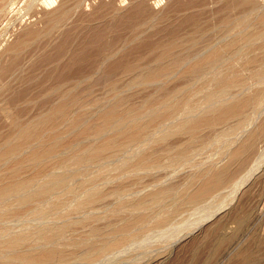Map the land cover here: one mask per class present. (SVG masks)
Listing matches in <instances>:
<instances>
[{"label":"bare ground","instance_id":"bare-ground-1","mask_svg":"<svg viewBox=\"0 0 264 264\" xmlns=\"http://www.w3.org/2000/svg\"><path fill=\"white\" fill-rule=\"evenodd\" d=\"M87 1L30 0L25 17L33 28L22 31L0 54V97L13 94L7 100L9 111L0 106V264H126L121 260L127 251L146 253L143 246L172 231L170 223L179 210L203 204L225 187L231 188L226 198L235 195L264 162L262 151L235 181L234 165L242 170L247 157L253 156L255 142L264 137V119L256 130L248 131L256 118L253 114L264 113V8L246 0L225 5L239 12L220 19L214 44L189 36L151 43L145 36L159 21L145 2L143 6L141 0ZM16 2L0 0V12L8 14ZM93 5L110 10L103 17L91 13L93 21L110 29L122 26L116 23L119 19H127L122 28L130 35L126 32L129 36L119 39L125 48L114 50L117 38L107 45L100 42L104 46H96L97 55L87 58L92 69L86 76L81 67L74 68L75 56L68 61L72 64L61 65L69 53L65 49L69 38L62 37L55 56H47L56 64L51 77L45 78L53 81L50 96L39 99L42 103L30 101L24 88L29 83L15 76L77 10L91 11ZM128 5L130 12L121 17ZM98 74L102 78L94 83ZM98 86L101 98L93 96ZM133 90L148 94L131 103L127 94ZM32 108H38L34 116ZM218 143L227 165L204 160L189 164L208 145ZM186 165L195 171L182 190L167 187L137 194L142 177ZM63 204L68 210L57 212ZM213 204L203 209L211 212ZM26 215L33 216V224L25 222L18 230L10 223ZM245 250L238 253L241 264H257L258 256L254 259Z\"/></svg>","mask_w":264,"mask_h":264},{"label":"rangeland","instance_id":"rangeland-1","mask_svg":"<svg viewBox=\"0 0 264 264\" xmlns=\"http://www.w3.org/2000/svg\"><path fill=\"white\" fill-rule=\"evenodd\" d=\"M29 1L30 0H17L15 8L11 12H9L8 14L7 13L4 14V13L0 12V54L7 47L13 45L15 40H17V38H19V36L22 34V31H24L26 29L33 28V26H32L33 22H30L31 20L27 21V19H26L27 16L25 17V9H26ZM89 1L91 2L92 0H88L87 2H89ZM132 1H134V2H132L133 4H138L140 2V0H138V1L132 0ZM154 1H156V0H141V2H142L141 4L144 6L143 2H145V5L147 7L149 6L150 10L152 9L153 13L152 12L151 13L153 15L157 16L158 19L155 21L156 22L159 21V23L155 22L156 23L155 31L154 30H153V32L151 30L148 31V32H150V31L152 32V34L149 33L152 35V37H151V35L148 36V33L145 36V37H148L149 41L151 39V43H158L159 41L163 42V40H164V42H166V40H168L171 37L176 38V39H181L184 37V39H185V38H187V36H189V37L195 38L196 40H201L202 43H204L206 41H210V42L212 41V43L214 44V43H216L217 39H219L218 37L220 36V33H219L220 30H218L220 19L227 16V15L228 16L230 15V17H233V16H235V14H237L239 12L237 10L231 11L232 10L231 8H225V5H227V4L229 5V3H231L234 0H198V1L197 0H195V1H191V0H162L160 2L161 4L159 3L158 6L153 5ZM220 1H222V2H220ZM247 1H248V3L250 2L249 3L250 5L253 2L252 5H257V7L259 6V8H262V9L264 8V0H246V2ZM176 2L177 3L179 2V5L176 4ZM193 2H195L194 3L195 5L192 4ZM255 3H257V4H255ZM192 5H193V7H192ZM97 7L98 6L93 5L91 11H86V12L83 11V9L77 10L75 15H73V18H71L72 20H70L68 25H66L64 27L65 29L63 28V30H61L58 34H56L52 38L53 40L52 39L49 40L50 42L48 40L45 41V44L42 45L43 48L45 49V51L42 48L40 49V51H38V52L36 51L33 54V58L30 59L26 63V65L24 66L25 67L24 71L21 72V74H18L15 76L14 79H16V80L22 79L24 81V83H26V84L29 83V84H27V87H24V88L25 89L27 88L26 89L27 91L29 90L28 91V94H29L28 99L32 98L30 101H32L34 103L35 102L36 103H42L43 101H41L39 99L44 97L45 94L48 95L49 90L52 88L53 81H49L45 78L51 77L52 73L54 72L53 69L56 68V64L53 61H51L50 58L55 56L54 53H56V51H55L56 47L59 46L63 42L62 37L65 36L66 39L69 38L68 39L69 41L67 40L68 44L65 46V49H67L66 53H68V50H69V53L67 54L68 56L64 59V62H62L61 65L66 66L67 64H69V65L72 64V63H69L70 60L72 58L76 57L75 61L76 60L77 61L79 60V61L75 62L76 65L74 68L76 69V68L81 67L80 69H82V72L87 74L86 76H88L89 75L88 72H91V69H92V68L90 69L91 65H90L88 59L95 57L94 55H97V53H96L97 49H98L96 47L97 45H98V47H101V46L107 45V43H105L107 41L109 44L110 43L109 41L112 40L113 38H117L119 40L120 37H122L123 39H125L126 37H128L130 35V33H128V31L125 28H122L124 26V24L126 23L127 19L124 20L121 18V21L119 19V21L116 22L118 24V26H119V22L122 24V26L120 25L119 28L117 27L118 28L117 29V28H115L116 27V24H115V26H113L114 27L113 29L114 30L116 29L115 32L112 28L110 29V27L105 26L103 23L98 24L95 21H93L92 20L93 18L91 17L92 16L91 13L93 10H94L93 14H94V12L98 13V15H100L101 17L106 15V13L108 14V12H110V10H108L106 8H104V10H103V9H101V8L99 9ZM123 9H124L123 15L121 17H125V15L128 14V11L130 12L131 6L128 5V6L124 7ZM96 10H97V12H96ZM236 11H237V13H236ZM99 12H101V13H99ZM1 13L4 14V16L1 15ZM166 15H167V18H165ZM20 17H21V19H19ZM22 18L24 20H22ZM188 18L195 19L197 24L196 25L191 24L190 22H188V20H190ZM21 21H23L25 23L22 22L23 23V25H22V24H20ZM122 21L123 22L125 21V23H123ZM183 23H184V25H183ZM198 23H200V24H198ZM94 28H96L98 31ZM68 29H70V30L68 31ZM102 29H103V31H101ZM91 30L93 31V33ZM95 30L98 32V34H96L97 32H95ZM106 30H108L109 32ZM157 30H158V32H157ZM154 32H155V35H153ZM92 34H94L93 36H95V34H96L99 41L97 38H95L96 36L93 37ZM99 34L101 36L98 37ZM58 35H60L61 37H59ZM86 38L88 41L86 40ZM88 38L89 39L91 38V40H89ZM92 38H94V39H92ZM66 39H65V42H66ZM123 39L114 42V50L115 49L122 50L125 48V45H122V44H124ZM102 40H104V41H102ZM89 41L90 42L94 41V42H93V44H92V42L90 44ZM100 42H102L104 45H102ZM46 44H47V46H46ZM134 47H135V45H134ZM134 47H132L131 49L130 48L128 49V47H126L127 48L126 50L127 51L132 50ZM48 48H49V50H48ZM144 52H146V49L143 51V53ZM84 55L86 58L84 57ZM47 56H50V58H48ZM73 56H75V57H73ZM133 56H134V54H133ZM81 57L85 60L87 58L88 59H87V61H83V59ZM131 58L132 57L130 56L128 59L131 60ZM43 59H45V60L49 59V61L48 60L44 61ZM80 60H81V62H80ZM44 63H45V66H44ZM74 68H72V71ZM66 70H65V72H66ZM46 73H48V74H46ZM22 74L24 77H22ZM45 75H46V77H45ZM100 75L101 74L95 75L96 77L94 75L92 76V79H93V77H95L93 79V81H95L94 83H96L97 81H100V79L102 78ZM38 78L40 80L43 78V79H45V82L47 81L48 83L46 82L47 83L46 84L42 80L40 82L38 80ZM42 89H43V92H41ZM136 91L137 90H133L132 92H129L127 94L128 96L126 95L127 97L130 98V100L132 99L131 103H137V102L141 101V99H143L148 94L147 91H141V92L140 91L136 92ZM40 92L42 94L44 93V95L42 96V94ZM93 92H94L93 96H97V98L103 97V93H102L100 86L95 87ZM10 95H11V97L13 96V94H11V93H10ZM38 95L41 97H39ZM48 96H50V95H48ZM3 97L6 99L3 100L0 97V106L2 105L1 109L5 110V111H7V109H8V111H9L10 108H12L9 106V102H8L11 97H9L8 93L3 95L2 98ZM45 99H47V98H45ZM48 99L53 100L54 98L51 99V97H49ZM6 102H8V103L6 104ZM35 106L38 107V104ZM4 107L7 109H5ZM37 109L32 108L31 116H34L36 113H38ZM253 115H254L253 117H256V118H255V121H253L254 123H252V125L249 126L250 129L248 128V131H250V130L253 131L254 130L253 128H255L256 126L258 127L260 125L259 123H261L262 120L264 119V113L263 112L256 114V115L253 114ZM255 130H256V128H255ZM259 138H260V140H259ZM259 138L257 139V142H255L257 145L255 144V150L252 153L253 156L250 154V156L247 157L248 160L245 157V159H246V160L244 159L246 161V163L244 162L245 166H243V168L241 166V168H240L242 170L238 171V169H239L238 164L234 165V167L236 168V171H235V168L232 166L233 171H235L234 172L235 173L234 176L236 178L235 181H238L237 179H239V177H242L246 173V170H248L251 166L254 165L253 162L257 158L258 154H261L262 151L264 152V137H259ZM260 150H261V152H260ZM221 153H222V149L220 148V143H218L217 145H213V146L208 145L204 150L199 152L200 156L194 157L191 160V162H189V164L191 165V163L193 164L197 160H199V161L204 160L207 162H215L216 164H218L217 166L220 165L219 167H221L224 164L227 165L229 160L226 157H222ZM190 165L180 167L179 169L175 170L174 172L173 171L172 172L169 171L168 173L165 172L166 174L164 172H162V173L156 174L154 176H144L141 178L143 181L142 180L139 181L138 186H136L137 187L136 189H138L139 191L136 189H134V190H136L138 192L137 194H139V192H140V194L142 196L148 194L151 191H157L159 189H165L167 187H173L176 190H182L185 187V185L188 183L189 179H191V175L195 171V169L192 168ZM260 166L261 167H258L259 170H255L251 174L249 179L245 182V184L240 188V190H238V192L235 195H232L231 197L226 198V196H228V194L230 192L229 190L231 188L225 187V188L220 189L218 191V193H215L214 195H212V197L216 196L215 198L213 197L215 200L209 196L208 199L206 200L207 202H205V203L206 204L207 203H211V204L214 203L215 204V205L213 204L214 208L211 212L203 209L204 205H206L205 203L193 205V206H186V207L182 208L181 210L178 211L177 214L174 215L172 222L170 223L173 225V226H171V228L173 227V229H172V231L170 230L168 235L164 234V236H160V238H159V236L158 237L155 236L156 239L154 238L153 241L152 240L150 241L151 243L143 246L146 249L148 248L146 250V253H145V249H144L143 253H141L142 252L141 249L134 250L137 252H133V250L127 251L128 254L127 253L124 254V257H122L121 262L122 263L126 262V264L127 263L128 264L129 263L135 264L137 261L138 262L136 264H241V259H240L241 257H240V254L238 255V253H240V251L243 252L245 249H248L250 251L249 253H251L250 255H252L253 257L255 256L254 259H256V257L258 256L257 260L260 262L259 264L264 263V205H263L264 204V162ZM236 172H238V173H236ZM167 174H169V175H167ZM139 186H141V187H139ZM220 193H222V194H220ZM211 201H213V202H211ZM222 201H223V203H222ZM224 203H225V205H224ZM219 204H222V206L215 209V206L216 205L218 206ZM228 204H230V205L227 206ZM63 205L64 206H59L57 208V212L65 213L68 210V208H69L68 204H63ZM225 206H227V207H225ZM211 215H212V217H211ZM194 216H195V218H194ZM246 217H247V220H246ZM33 220H34V218L32 215H26V217H23L21 219H13L10 223L14 227H16V228L18 227V230H19L21 228V226L23 224H25V222H32V224H33ZM174 226H175V228H174ZM236 227H238V228H236ZM217 241H218V243H217ZM248 250H247V252H248ZM255 250H256V252L257 251L258 252L256 253ZM138 251L139 252L141 251V252L139 253ZM236 251H238V252H236ZM129 252H131V253H129ZM244 252H246V250ZM136 253H138L139 258H136V257H138L136 255ZM141 254H143V255H141ZM134 257L136 259H139V260L136 261ZM261 259H263V261ZM258 261H256L257 264H258Z\"/></svg>","mask_w":264,"mask_h":264}]
</instances>
